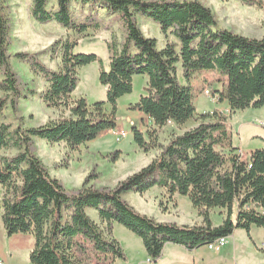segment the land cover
I'll list each match as a JSON object with an SVG mask.
<instances>
[{"label": "trees", "instance_id": "obj_1", "mask_svg": "<svg viewBox=\"0 0 264 264\" xmlns=\"http://www.w3.org/2000/svg\"><path fill=\"white\" fill-rule=\"evenodd\" d=\"M240 1L263 6L259 0ZM51 2L55 4L52 9L48 8ZM73 2L98 3L121 22L124 39L118 42L112 34L105 40L107 69L96 53L75 51L80 38L101 26L90 15L75 20L70 8ZM30 13L39 23L56 21L67 29L47 50L14 54L47 84L39 92H24L9 60L10 15L0 0L1 220L8 236L19 232L33 235L30 264H76L75 254L86 251L102 256L108 264L123 258L122 247L112 235L113 222L139 236L153 260L168 242L193 250L230 236L236 227L247 231L251 226L264 227V147L243 158L232 145L223 113L196 112L190 84L196 72L215 70L225 80L213 94L231 112L263 106L264 35L250 37L217 27L214 13L199 0H32ZM137 13L152 19L164 36L175 40L158 48L156 38L141 31ZM45 52L52 59L59 58L57 68L41 61L39 56ZM95 61L100 65L98 79L106 88V99L89 105L83 96L71 98V93L79 80L78 70ZM178 63L183 83L177 77ZM136 74L147 76L146 93L132 107L148 117L153 127L144 132L132 127L133 139L143 151L158 148L160 152L112 188L88 185V176L75 193L67 192L36 155L33 138L63 143L74 150L101 132L115 129L117 101L132 92ZM35 94L48 107L59 110L58 117L36 126H14L2 119L4 109L17 111L20 98ZM195 116L200 120L197 125L172 135L166 144L158 141L157 129L169 122L181 126ZM153 186L163 189L169 199L175 194L188 196L201 223L157 221L138 212L123 197L129 191L142 193ZM87 208L97 212L98 220ZM213 208L222 216L218 225L210 220Z\"/></svg>", "mask_w": 264, "mask_h": 264}, {"label": "rangeland", "instance_id": "obj_2", "mask_svg": "<svg viewBox=\"0 0 264 264\" xmlns=\"http://www.w3.org/2000/svg\"><path fill=\"white\" fill-rule=\"evenodd\" d=\"M199 1L214 13L217 27L250 37L260 38L264 35V0H259L263 6L246 4L240 0ZM3 2L10 15L7 52L11 66L17 73L19 85L24 92L29 89L39 92L47 85L44 78L31 71L29 65L17 59L14 54L18 51L47 50L55 39L66 35L67 29L56 21L45 23L35 21L30 13L32 0ZM54 7V2L48 6L51 9ZM70 8L75 20H82L90 15L101 26L99 31H89L80 38L75 51L96 53L107 69L109 57L105 40L110 39L112 34H115L118 42L124 39L125 30L121 22L98 3L91 5L73 2ZM135 18L144 35L156 38L158 48L163 47L167 40H175L171 35L164 36L159 25L152 19L139 13ZM39 57L53 69L59 64V58L52 59L49 52L42 53ZM99 70L100 65L97 61L82 66L78 70L79 80L71 93V98L83 96L89 105L97 100H105L106 88L99 82ZM1 72L0 69V78ZM177 77L180 82H184L180 63L177 64ZM224 78L215 70L196 72L190 81L193 103L197 113L218 111L225 115L226 122L230 125L232 145L238 148L243 158H247L251 150L264 147V105L231 112L226 103L219 102L213 94L216 89L222 87ZM146 84V75H134L132 92L121 96L117 101V127L101 132L95 139L80 145L77 149H69L63 143H49L38 137L33 138L36 155L49 174L60 180L67 192L75 193L88 176L91 178L88 185L112 188L158 155L160 152L158 148L141 150L134 142L132 134V127L143 132L153 127L148 117L132 107L139 97L146 93ZM206 89L210 90L209 94L205 93ZM59 114V110L48 107L39 95L35 94L20 98L17 111L10 107L4 109L2 119L13 123L14 126L17 124L36 126L58 117ZM199 121V117L195 116L181 126L169 122L157 129L158 141L166 144L172 135L182 133L197 125ZM117 131H124L126 135L119 136L116 134ZM7 153H12V150H8ZM64 158H67V161ZM1 191L0 186V197ZM123 197L138 212L157 221L189 225L201 223V217L198 216L188 196L175 194L173 199H169L163 189L153 186L142 193L129 191L123 194ZM1 213L0 201V261L3 264H30L29 252L34 244L33 235L19 232L8 236L2 225ZM88 213L98 220L94 209L90 208ZM209 216L213 225H218L222 221L218 208L210 209ZM112 235L120 243L124 257L115 258L109 264H264V227L251 226L249 231L234 228L219 251L209 249L207 245L187 250L179 244L168 242L164 245L160 257L155 260L148 257L142 239L124 225L113 222ZM75 255L76 264H108L102 256H97L92 251Z\"/></svg>", "mask_w": 264, "mask_h": 264}, {"label": "built area", "instance_id": "obj_3", "mask_svg": "<svg viewBox=\"0 0 264 264\" xmlns=\"http://www.w3.org/2000/svg\"><path fill=\"white\" fill-rule=\"evenodd\" d=\"M205 93L209 94L210 90L206 89ZM116 134H118L119 136H125L126 135L124 131H117ZM225 241H226V237H222V238L215 240L214 242L208 243L207 247L209 249L219 251L221 249V247L225 244ZM0 264H2L1 261H0Z\"/></svg>", "mask_w": 264, "mask_h": 264}, {"label": "crops", "instance_id": "obj_4", "mask_svg": "<svg viewBox=\"0 0 264 264\" xmlns=\"http://www.w3.org/2000/svg\"><path fill=\"white\" fill-rule=\"evenodd\" d=\"M1 193H2V191H1ZM90 210V208H87L86 209V211L88 212ZM89 214V213H88ZM94 219V218H93ZM4 228V227H3ZM4 231H5V229H4ZM6 233V232H5ZM2 262V261H1ZM2 264H3V262H2Z\"/></svg>", "mask_w": 264, "mask_h": 264}]
</instances>
